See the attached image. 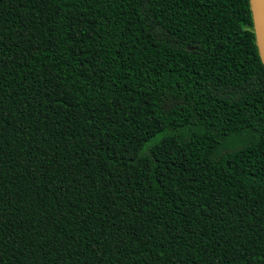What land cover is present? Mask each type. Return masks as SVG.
Returning <instances> with one entry per match:
<instances>
[{
    "label": "trees",
    "instance_id": "16d2710c",
    "mask_svg": "<svg viewBox=\"0 0 264 264\" xmlns=\"http://www.w3.org/2000/svg\"><path fill=\"white\" fill-rule=\"evenodd\" d=\"M0 264H264L250 0H0Z\"/></svg>",
    "mask_w": 264,
    "mask_h": 264
},
{
    "label": "water",
    "instance_id": "95a60500",
    "mask_svg": "<svg viewBox=\"0 0 264 264\" xmlns=\"http://www.w3.org/2000/svg\"><path fill=\"white\" fill-rule=\"evenodd\" d=\"M253 30L259 57L264 64V0H250Z\"/></svg>",
    "mask_w": 264,
    "mask_h": 264
}]
</instances>
